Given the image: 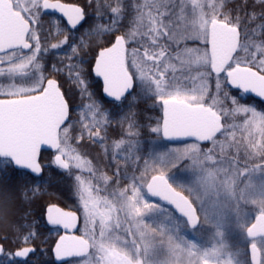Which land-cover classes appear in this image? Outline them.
I'll use <instances>...</instances> for the list:
<instances>
[{"label":"snow or ice","instance_id":"1","mask_svg":"<svg viewBox=\"0 0 264 264\" xmlns=\"http://www.w3.org/2000/svg\"><path fill=\"white\" fill-rule=\"evenodd\" d=\"M247 4L243 0L241 8ZM108 7L114 28L107 30L104 43L77 46L75 39L69 43L70 35L88 31V9L99 12L94 0L83 6L0 0V255L7 264H31L37 249L24 245L38 237L31 209L46 192L45 185L51 187L56 176H71L70 160L76 168L92 171L90 161L72 155L69 141L84 137L73 135L74 109L56 77L86 84L94 75L102 79L109 110L120 113L108 123L128 122L127 137H138L133 102L142 93L159 108L150 131L184 146L150 154L138 168L139 176L133 175L112 199L93 195L91 181L85 184L76 175L74 194L82 205L84 227L79 235H60L54 242L50 251L55 264H245L224 239L221 227L227 214L248 240L250 264H264V179L255 184L251 178L257 171L264 174V111L244 106L226 87L264 98V45L253 39H264V0H253L252 10L243 16L223 11V0H117ZM47 10L66 19L60 33L64 38L57 43H50L41 29ZM126 15L132 27L121 34ZM49 43L53 50L69 46L66 71L74 77L65 73L64 61H45ZM144 61L151 62L147 70ZM193 71L202 79L213 78L214 92L207 85L190 87L186 81ZM93 106L99 110L98 104ZM102 115L107 120L108 112ZM237 117L240 123L234 122ZM99 123L88 129L93 142L103 139ZM115 148L131 154L139 150V140L119 139ZM44 149L53 150L49 165L41 160ZM181 167L192 174L187 185L175 184L170 174ZM9 172L24 178L14 188L5 186ZM119 179L117 171L114 182ZM247 205L256 212L251 219L243 212ZM78 219L75 212L55 205L46 208L49 225L72 231ZM212 219L217 239L211 247L200 249L182 234V226L197 230ZM7 243L18 250L8 252Z\"/></svg>","mask_w":264,"mask_h":264},{"label":"trees","instance_id":"2","mask_svg":"<svg viewBox=\"0 0 264 264\" xmlns=\"http://www.w3.org/2000/svg\"><path fill=\"white\" fill-rule=\"evenodd\" d=\"M85 1V0H84ZM96 5L99 7V12L95 11L93 8L88 9L89 15V29L88 31L81 33H76L75 36L70 35L69 43H72L73 39L77 40V46L80 43L85 45L88 44H103L105 38L109 35L108 29L114 28L112 24V13L109 4L115 5L117 0H94ZM124 3H127L128 0H123ZM142 3V0H139ZM78 3L83 6L85 3L82 1H78ZM223 11H229L233 14L240 12L243 16L244 13L252 10L253 0H248V4L246 8H241L243 4V0H223ZM258 10V9H257ZM131 17L125 16L121 18V23L119 25V29L121 34L125 31H128L131 24ZM65 21L53 14H45L41 18V29L44 34H48V39L50 43H57L59 40H63V35H60L61 32L64 31ZM256 45H264V39L259 36L253 37ZM49 43V52L45 57V61H53L57 64L60 61H64L65 73L71 78L74 77L75 73H67L66 69L71 65L70 57H72V53L69 49L68 45H63L59 49H51ZM255 50V49H253ZM87 62L90 65L92 63V55L89 53L87 56ZM79 67V65H77ZM149 68V67H148ZM87 68L84 71L87 72ZM193 73L196 74L195 71ZM197 75V74H196ZM192 78L186 81L190 87L192 85L198 83L199 81H205L208 85L210 92H214L215 90V80L213 78ZM59 79L63 85L64 91L67 94V97L70 100L71 107L74 111L71 113V118L75 123V130L73 132L74 136H83L84 138L79 141L70 140L69 143L72 148L75 149V154L79 152V157L81 160L88 161V129H95L97 122L99 121V127L101 129L102 140H95L94 142V157H95V166L101 167L102 163V155H103V143L107 140V144H111L113 140L116 141L117 137L122 139H138L139 144L148 145L150 140L161 142L164 146H182L181 145H171L163 141L161 136H157L150 131V128L154 126L155 121L159 119V108L153 102L150 104L148 99H145L144 96H141L140 99L137 98L134 101V111L137 113V120L140 125V134L135 138H128L126 133L128 129V122H123L122 124L117 123H108L110 120H115L119 116L118 110H109V102L103 98L101 94V85L100 81L90 75L86 84H78L75 79H72L71 84L65 80L63 75L56 77ZM227 90L234 96H236L241 104L244 106H254L258 111H264V103L260 100H257L253 97H245L240 92L232 90L228 85L226 86ZM80 89H85L86 91L81 94ZM88 90L91 93H95V96H91L88 93ZM140 95V94H139ZM138 95V96H139ZM211 103V101H209ZM99 105V110L95 106L90 109V105ZM89 105V106H88ZM108 112L107 120L102 115L103 112ZM231 119V118H229ZM235 123H240L239 117H237L234 121ZM87 126L85 128L84 126ZM119 129V133L118 130ZM237 133H240L239 129H236ZM95 139V138H93ZM156 143V142H155ZM208 147H211L209 144ZM115 150V147H113ZM146 151L142 148H139L138 152L135 153H127L124 151L127 159L121 160V164L124 169V177L122 179L124 187L128 186L131 182V178L133 175L139 176L138 168L143 167L142 159L134 160L133 156L138 157L139 154L142 155ZM54 159L52 152H43L41 155V160L44 165H49L50 162ZM243 166V164H241ZM55 166L53 165V171H55ZM64 171V170H61ZM69 171L72 173L71 176L64 174L61 176H56L52 182V186L46 187V192L36 200V202L32 205V212L34 213V219L38 220V225L36 226V231H38V237L35 239L34 244H26L24 246L27 247H35L37 249L35 255L31 256V264H55L53 255L50 249L53 247L54 242L60 236V231L57 229H52L48 227L45 220V213L47 206L51 204L59 205L65 209H70L76 211L81 218V226L80 231L83 230V210L82 205L79 202V196L74 194V185L77 183L75 181V176H81L82 180L87 184L88 182V170L85 168L84 170L78 169L75 167V162L70 160V169ZM259 172V171H257ZM110 175H112L110 173ZM24 178L14 175L11 172L8 173V179L5 181V186L8 188H14L18 181H22ZM148 199L151 202L150 197ZM161 204V203H160ZM163 206V205H162ZM243 210L248 209L252 212L253 215L256 214L255 209L251 205L242 206ZM173 211V209H170ZM174 212V211H173ZM174 214L179 217L175 212ZM161 219L158 217V220ZM180 222L184 219L179 217ZM214 231V230H213ZM212 231L211 222L208 224H203L197 230H192L189 227L182 226V234L185 238L193 243H195L198 248H209L212 246L214 242V233ZM216 238V237H215ZM9 239H14V236L9 234ZM217 239V238H216ZM229 246L233 251H238L241 253L237 258L245 261V264H250L249 253H248V240L241 232L236 233V235L231 236ZM5 249L8 252H14L17 249L16 245L13 243H7L4 245ZM0 264H7V259L3 256L0 257Z\"/></svg>","mask_w":264,"mask_h":264},{"label":"flooded vegetation","instance_id":"3","mask_svg":"<svg viewBox=\"0 0 264 264\" xmlns=\"http://www.w3.org/2000/svg\"><path fill=\"white\" fill-rule=\"evenodd\" d=\"M51 1H57V0H51ZM59 1L62 3L74 4V5H80L78 3V1H82L85 3L84 0H59ZM46 14H52V13H46ZM53 15H57V14H53ZM57 16L61 17L60 15H57ZM144 64H145V66L148 65L149 68L151 67V62L148 63V61H144ZM93 77H94V75H93ZM100 85H101V94H102L103 98L106 99L103 95V90H102L103 85H102L101 81H100ZM88 93H91V91L88 90ZM137 98L140 99L141 96L139 95ZM145 99H148L150 101V104H153V102H154L150 96L145 97ZM106 101L109 102L108 99H106ZM117 130L119 132V129H117ZM119 139H122V138H119V136H118L116 141L113 140L110 145L107 144L106 143L107 140H105V143H103V151H102L103 152V155H102L103 165L101 167H97V166H95L96 162H95L94 150H93L94 149V142H93L94 139H89V137H88V161L91 162L90 167L92 169V171H88V182L91 181V183L93 185V188H94L93 195H98L100 197L107 196L109 199H112L113 198L112 194L114 192L124 188V185L122 182V179L124 177V169H123V166L121 164V160L125 159V153H124L125 148H121V149L115 148V150L113 149V147H115V143ZM154 143H155L154 140H150L148 142V145H146V144L141 145L140 148L145 150L146 152L144 154H146L148 152H151L150 147H152V145H154ZM144 154H142V155H144ZM117 171H119V173H120V179H119L118 183H115L114 181L116 178ZM110 173L112 175H110ZM105 176L110 178L107 182L103 179V177H105ZM96 188L100 189V191L98 193L95 191ZM151 200H153L154 202L157 201V199H154V198H151ZM159 203H161V205H163L165 207H168V206L164 205L161 201H159ZM168 208L172 209L170 207H168ZM159 218L162 219L161 216H159ZM60 234H62L61 231H60ZM249 259H250V257H249Z\"/></svg>","mask_w":264,"mask_h":264},{"label":"rangeland","instance_id":"4","mask_svg":"<svg viewBox=\"0 0 264 264\" xmlns=\"http://www.w3.org/2000/svg\"><path fill=\"white\" fill-rule=\"evenodd\" d=\"M142 3H144V0H142ZM149 63V62H148ZM148 69V65L146 66V70ZM198 75H196L195 73H192V77L193 78H198L197 77ZM207 85V83L205 81H199L198 83L192 85L193 87H196V88H200V87H203ZM208 87V85H207ZM140 96H144V97H148L144 94H140ZM237 138L239 139L240 138V133H237ZM231 139V138H229ZM156 143H154V145H152V147H150V151L151 152H148L144 155H140L138 156L139 159H142V160H145V159H148L150 154H153V153H159V152H162V151H165V150H168L170 148H172L173 146H164L161 144V142H158V141H155ZM141 143L139 144V148L141 147ZM184 145L182 146H175V147H183ZM138 152V151H137ZM135 153V152H134ZM73 156H79V152L73 154ZM128 157L125 156V159H127ZM75 163L76 161L73 160ZM172 176H173V182L175 184H185L187 185L188 183H190L191 181V172L189 171H185L183 167L181 168H177V169H172L171 170V173H170ZM252 182L255 183V184H259L261 179H264V174H261L260 172H256L255 174L252 175ZM88 183V182H87ZM243 212L245 213L246 215V218L247 219H251V217L253 216L252 212L248 209H244ZM159 217V216H158ZM158 217H156L158 219ZM211 222V227H212V231L213 233H215V227H214V224H215V220L212 219L210 220ZM81 226V224H80ZM221 230L224 231L225 233V237L224 239L226 240L227 243H230V238L231 236H234L236 235V233H240L241 234V231H239V229L235 226V217L230 215V214H227L225 216V219L222 221V227H221ZM214 242H216V238L214 237Z\"/></svg>","mask_w":264,"mask_h":264},{"label":"water","instance_id":"5","mask_svg":"<svg viewBox=\"0 0 264 264\" xmlns=\"http://www.w3.org/2000/svg\"><path fill=\"white\" fill-rule=\"evenodd\" d=\"M50 2L55 3V2H57V1H51V0H50ZM59 2H60V1H59ZM61 3H62V2H61ZM46 13L57 14V15H60V16L62 17V15H61L59 12H55V11H52V10H47ZM62 18H63V17H62ZM63 19H64L65 22H66V19H65V18H63ZM94 77H95V76H94ZM95 78H97V77H95ZM97 79H99V80L102 82V79H101V78H97ZM102 85H103V83H102ZM228 86H229L231 89L240 92L241 94H243V95L246 96V97H253V98H255V99H257V100H260V101H262V102L264 103V98H260V97L256 96L255 93H251V92H249V93H244L242 90H239V89L233 88V87H231L230 85H228ZM103 95H104V93H103ZM104 97H105L106 99L110 100V98H108L106 95H104ZM162 138H163V137H162ZM163 140H164L165 142H168V143H171V144L184 143V142H182V141H168V140H165V139H163ZM200 143L203 144L204 142H200ZM43 152H53V150L44 149V150H42V153H43ZM41 155H42V154H41ZM150 197H151V196H150ZM151 198L157 199L156 197H151ZM162 203L165 204L164 201H162ZM51 205H55L56 207L60 208L61 210L65 211V212H69V211H71V212H75L76 215H77V217H78L79 219H78V222H77V225H76V229H75V230H72V231L65 230L62 226H53V225H49V224L46 222L47 225H48V227H50V228H52V229H59L60 231H62V234H61V235H66V234H76V235H79L80 221H81L79 214H78L76 211H73V210H70V209H65V208H63V207H61V206H59V205H56V204H51ZM49 206H50V205H49ZM166 206H169V207L172 208V206H170V205H166ZM173 210H174V209H173ZM176 214L179 215V213H176ZM182 218H183V217H182ZM45 220H46V213H45ZM58 239H59V237H58ZM58 239H57V240H58ZM249 254H250V246H249ZM52 255H53V254H52ZM1 256H2V255H0V257H1ZM53 259H54V257H53Z\"/></svg>","mask_w":264,"mask_h":264}]
</instances>
